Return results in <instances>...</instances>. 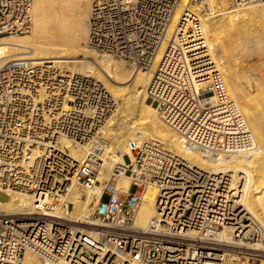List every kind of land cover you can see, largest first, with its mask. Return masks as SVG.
Wrapping results in <instances>:
<instances>
[{"label":"built area","instance_id":"obj_1","mask_svg":"<svg viewBox=\"0 0 264 264\" xmlns=\"http://www.w3.org/2000/svg\"><path fill=\"white\" fill-rule=\"evenodd\" d=\"M181 4L182 0H93L88 48L134 71L151 72L166 43L147 92L158 114L186 149L200 150L210 160L251 151L255 138L230 101L219 71L205 76L198 64L200 56H193L197 53L193 50L204 47L198 43L204 45L206 40L202 19L214 14L205 0H189L176 22ZM229 4L244 8L264 4V0H229ZM32 6L33 0H0V38L31 34ZM22 64L0 70V98L9 108L8 118H0V139L5 141L0 145V153H5L0 155V187L34 194L36 214L29 220L18 216L0 219V264H18L28 250L43 253L42 264H55V260L105 264L111 257L114 263L126 258L144 264L173 262L177 225L213 220L214 207L203 212L199 205L200 182L206 171L158 141L132 142L133 157L118 163L102 184L98 176L102 155L109 147L103 132L119 103L100 82L84 74L61 75L52 69L50 73L56 74L48 78L41 75L45 70ZM39 83L46 86L43 99ZM226 107L229 112L224 117H229L221 116L219 123V109ZM63 139L88 146L86 159L78 162L63 150ZM36 150L40 156L32 160ZM123 177L130 179L127 193L115 184ZM76 186L102 187L90 225H85L96 235L90 242L70 217L74 204L69 196ZM149 186L180 200L173 208L158 209L159 219L148 230H139L135 217ZM23 221H31L26 225L33 227L23 230ZM241 223L249 228L236 233L234 242L242 245H235L227 264H264L263 227L250 219H241Z\"/></svg>","mask_w":264,"mask_h":264},{"label":"bare ground","instance_id":"obj_2","mask_svg":"<svg viewBox=\"0 0 264 264\" xmlns=\"http://www.w3.org/2000/svg\"><path fill=\"white\" fill-rule=\"evenodd\" d=\"M92 1L33 0L31 34L0 38V70L12 63H23L24 68L47 71H42L41 75L48 78L56 74L50 73L52 69L61 75L65 72L84 74L100 82L115 100L121 101L116 115L103 132L104 137L110 140V145L102 155L103 165L98 176L102 184L109 180L112 169L118 163L124 164L128 157H133L134 154L129 149L132 142L158 141L167 150L206 171L207 175L200 182L202 200L199 205L203 212L214 207L211 211L213 220L189 226L177 225L178 233L173 235L177 256L169 264H227L233 250L237 249V243L234 242L236 233L242 228L244 231L249 228L241 225V219L258 221L264 229V88L261 85L264 81L260 84L258 79H254L258 83L250 82L248 86L240 84L239 78L242 76L239 77L240 73L237 76L239 69L235 68L237 58L246 57L250 49L264 50V30L257 27L264 20V4L232 8L229 0H205V5L214 16L202 19L206 40L204 45L198 43V46L204 47L193 50L197 52L193 56H200L198 64L204 68L201 71L205 76L219 71V78L223 81L230 101L238 107L255 138V147L251 151H238L220 156L219 160H210L200 150L186 149L181 137L167 125L158 114L156 105L148 98L152 74L162 61L167 44L163 45L151 72L134 71L111 57L98 55L88 48ZM188 1L182 0L176 22L186 9ZM170 38L169 36L167 40ZM195 65L196 63L192 64ZM39 84V96L43 99L46 86L44 83ZM8 111L9 108L0 98V118H8L5 117ZM228 112V107L219 109V123L221 116L229 117H224ZM203 135L208 136L206 133ZM4 142L0 139V145ZM60 146L78 162H83L90 151L88 146L75 145L64 139ZM0 155L5 156V153ZM39 156L40 151H34L32 160ZM115 184L124 193L131 188L129 177H123ZM101 191L102 187L91 189L76 186L69 196L74 204L70 217L81 225L79 227L82 232H91V228L85 225H90L88 221L91 222L90 216L100 200ZM176 197H165L160 190L149 186L136 214L135 228L148 230L154 220L160 217L158 209L164 211L173 208L180 200ZM35 206L34 194L0 187V219L3 216L32 219L36 214ZM20 223L24 230L29 227L26 223L31 221ZM85 233L89 242L92 241L91 237H96L95 234L87 236ZM209 236L214 237L212 241H208ZM24 238L28 240L27 237ZM43 259V253L28 250L18 264H42ZM109 260L105 264H144L129 258L115 263ZM55 264L70 263L55 260ZM89 264L104 263L89 261Z\"/></svg>","mask_w":264,"mask_h":264},{"label":"rangeland","instance_id":"obj_3","mask_svg":"<svg viewBox=\"0 0 264 264\" xmlns=\"http://www.w3.org/2000/svg\"><path fill=\"white\" fill-rule=\"evenodd\" d=\"M252 6V5H251ZM259 23H261L260 25L259 24H257V27H258V29L260 28V29H263L264 30V20L263 21H261V22H259ZM259 25V26H258ZM262 25V26H261ZM261 26V27H260ZM262 33H264V32H262ZM257 49V48H256ZM252 51H253V53H252ZM259 51L260 50H256L255 51V49L254 48H252V49H250L248 52H249V54L247 53L246 54V57L245 56H239L238 58H237V61L239 62L240 60V64L237 62V61H235V68H236V70L237 69H239L238 71H240V72H238L237 71V76H238V74H239V77L240 76H242L241 78H239V83L240 84H243V85H247L248 86V83H250V82H254L256 79H258L257 81L261 84L263 81H264V50L263 51H260L261 53H259ZM256 52V54H254ZM252 53V55H250ZM258 53H259V55H258ZM249 56V57H248ZM251 56H253V58L251 57ZM249 59H248V58ZM245 58V59H244ZM247 58V59H246ZM238 59H240V60H238ZM242 59H244V60H242ZM118 62V61H117ZM119 64H123V63H120L119 62ZM237 64H239V65H237ZM124 65V64H123ZM239 66V67H238ZM238 67V68H237ZM129 68V67H128ZM242 71V72H241ZM247 71H249V72H247ZM245 74H247L248 73V75H245ZM247 72V73H246ZM241 73H243V74H241ZM255 76V78H253V75ZM244 75V76H243ZM252 75V76H251ZM248 78V79H247ZM251 78H253V79H251ZM244 79H247L246 81L244 80ZM255 79V80H254ZM260 79H261V81H260ZM244 80V81H243ZM251 80V81H250ZM257 81H255V82H257ZM257 82V83H258ZM246 83V84H245ZM262 86H263V88H264V82L261 84ZM116 101L119 103V105L121 104V101H119L118 99H116ZM109 145H110V140H109Z\"/></svg>","mask_w":264,"mask_h":264}]
</instances>
